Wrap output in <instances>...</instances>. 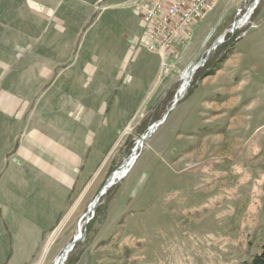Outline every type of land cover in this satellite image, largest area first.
Listing matches in <instances>:
<instances>
[{
  "label": "rangeland",
  "instance_id": "obj_1",
  "mask_svg": "<svg viewBox=\"0 0 264 264\" xmlns=\"http://www.w3.org/2000/svg\"><path fill=\"white\" fill-rule=\"evenodd\" d=\"M139 1L0 0V132L21 129L7 152L0 136V195L25 133L32 128L37 139L40 122L49 126L42 119L71 84L81 113L77 127L84 142L90 137L72 183L48 182L68 201L34 253L27 245L18 249L16 258L28 260L23 264H55L79 227L84 237L64 264H246L259 252L264 0L233 34L226 32L255 0H219L194 24L191 39L171 50L166 66L144 48L143 66L129 73L141 47L133 44L141 26ZM217 40L222 44L85 225L83 215L108 177L175 101L185 70ZM104 41L116 49L138 45L112 65ZM88 110L93 120L85 118Z\"/></svg>",
  "mask_w": 264,
  "mask_h": 264
},
{
  "label": "crops",
  "instance_id": "obj_2",
  "mask_svg": "<svg viewBox=\"0 0 264 264\" xmlns=\"http://www.w3.org/2000/svg\"><path fill=\"white\" fill-rule=\"evenodd\" d=\"M140 22V33L133 39V41L135 40L133 44L136 41L141 44L140 49L135 50L139 58L129 66L127 69L129 73L135 72L137 66H143L139 62L141 54L146 52L142 43L144 27L141 18ZM196 27H194V33ZM133 44L121 49H116L105 41L102 45L103 49L110 53V56H114L110 57L113 65L118 64V61L126 57L128 53L131 54L133 51L131 48L138 45L133 46ZM130 49L131 51H129ZM150 56L153 63L157 65L158 56L154 54ZM74 85L76 86V84H71L72 87H68L70 89L67 93L60 95V102L53 101L54 113L48 119H42L44 122H48L49 126L44 128L45 123L40 122L41 127L34 135L37 139L31 137V133L36 130L32 128L27 130L20 142L14 161L8 165L5 178L8 188L0 195V221L2 222V226H0V257L4 260L2 264L27 262V259L16 258L18 249L27 245L30 248L28 254L34 253L42 236L50 229L51 223H54L63 212L68 201V196L60 190L51 187L48 189V182L61 185L71 184L75 168L80 165L79 154L83 152L81 149L90 142L88 136L85 137L86 142H84V136L82 138L84 131L77 127L76 120L81 113H79V107L76 104L78 102V99H75L76 92L72 90ZM125 93L127 94L128 91ZM94 115L93 111L88 110L85 113V118L93 120ZM20 130L18 128L3 129L0 132V136L6 137V152L9 151L14 138L20 134ZM53 133L55 134L53 135ZM25 239L31 243H24Z\"/></svg>",
  "mask_w": 264,
  "mask_h": 264
},
{
  "label": "built area",
  "instance_id": "obj_3",
  "mask_svg": "<svg viewBox=\"0 0 264 264\" xmlns=\"http://www.w3.org/2000/svg\"><path fill=\"white\" fill-rule=\"evenodd\" d=\"M219 0H140L144 27L143 47L161 58L163 66L171 50L191 39V29L203 20ZM138 0H135V4ZM137 6V5H136Z\"/></svg>",
  "mask_w": 264,
  "mask_h": 264
},
{
  "label": "water",
  "instance_id": "obj_4",
  "mask_svg": "<svg viewBox=\"0 0 264 264\" xmlns=\"http://www.w3.org/2000/svg\"><path fill=\"white\" fill-rule=\"evenodd\" d=\"M256 1H254L252 7L246 12V14L242 17V18H246L245 21H248V19L250 18L255 6L257 3H255ZM240 18V19H242ZM240 19L233 22L230 29L226 32L229 34H233L242 24L240 22ZM241 23V24H240ZM222 44L221 40H217L215 41L205 52V57L202 60H199L193 68H191L189 70V74H188V81L185 85V87L182 89V91L178 92L179 93V98H176L175 101L172 103V105L167 109V111L164 113L163 117L161 118V120L157 121L156 123L152 124L146 131V133L140 137V139L136 142L135 147L133 148L131 154L129 155V157L124 160V162L122 163V165L116 170L114 171L106 180V182L104 183V185L102 186V188L99 190L98 194L96 195L95 199L92 201V203L89 205L86 213L83 215V223L85 225H87L89 219H90V215L94 212V209L96 208L100 198L105 194L106 190L113 185V180L115 177V173L116 172H122L125 168H127L129 166V164L136 158L137 156V150L140 149L143 145V143L145 141H147L152 134L155 132V130L164 122V120L166 119V117L168 116L169 112L175 108V106L179 103V101L183 98V94L188 90V88L190 87L191 84V79H192V75L199 69L201 68L204 63L206 62L207 58L210 56L211 52L214 51L219 45ZM85 234V228L83 229V231L80 233H78L77 236H75L72 241L70 243H68L62 250L60 256L58 257V262L60 264H62L66 259L68 254L73 250V248L75 247V245L82 240V238L84 237Z\"/></svg>",
  "mask_w": 264,
  "mask_h": 264
},
{
  "label": "bare ground",
  "instance_id": "obj_5",
  "mask_svg": "<svg viewBox=\"0 0 264 264\" xmlns=\"http://www.w3.org/2000/svg\"><path fill=\"white\" fill-rule=\"evenodd\" d=\"M256 2L255 3H257V1L258 0H255ZM246 20V18H242V19H240V22L242 23H240L241 25H240V27L239 28H241L244 24H246V22L247 21H245ZM238 28V29H239ZM195 65V64H194ZM194 65L193 66H190V67H188L186 70H185V72L183 73V77H181V80H182V85L180 86V88H179V91L181 92L182 91V89L185 87V85H186V83H187V81H188V74H189V70L191 69V68H193L194 67ZM195 74V73H194ZM193 74V75H194ZM193 75H192V77H193ZM186 93V92H185ZM185 93L183 94V96L185 95ZM177 98H179V93L177 94ZM139 150V149H138ZM138 150H137V152H138ZM136 159V158H135ZM135 159L129 164V166L127 167V168H125L122 172H116L114 175H115V177H114V180H113V185L115 184V183H117L118 181H120L121 179H123L127 174H128V172L130 171V169L132 168V166L134 165V163H135ZM113 185H111L109 188H111ZM108 188V189H109ZM107 189V190H108ZM106 190V191H107ZM106 193V192H105ZM79 231H80V233L82 232V227H79L78 228V231H77V234L75 235V236H77L78 235V233H79ZM74 236V237H75ZM55 264H60L59 262H58V258L56 259V261H55ZM62 264H64V262L62 263Z\"/></svg>",
  "mask_w": 264,
  "mask_h": 264
},
{
  "label": "trees",
  "instance_id": "obj_6",
  "mask_svg": "<svg viewBox=\"0 0 264 264\" xmlns=\"http://www.w3.org/2000/svg\"><path fill=\"white\" fill-rule=\"evenodd\" d=\"M246 264H264V240L260 245L259 252L255 254Z\"/></svg>",
  "mask_w": 264,
  "mask_h": 264
}]
</instances>
